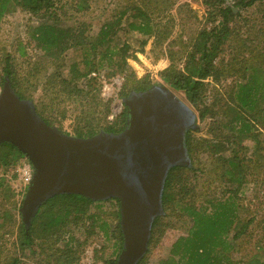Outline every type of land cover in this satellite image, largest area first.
Masks as SVG:
<instances>
[{
    "label": "trees",
    "instance_id": "obj_1",
    "mask_svg": "<svg viewBox=\"0 0 264 264\" xmlns=\"http://www.w3.org/2000/svg\"><path fill=\"white\" fill-rule=\"evenodd\" d=\"M208 1L215 4L216 12L212 15L219 18L217 21L219 28L215 26L210 31L203 30L201 33L200 36H204L205 41L200 57L197 60L194 54L189 55L191 60L196 59L194 60L196 68H190V64L186 66L184 73H178V75L171 69L166 70L162 73V81L173 90L182 92L188 103L197 111L199 119L202 120L208 112L211 113L203 106V80L210 73V68H215L211 61L219 54L218 50L214 47L207 48V45L214 40L217 47L223 49L228 40H234L236 43L232 50L233 55H229V62L237 63L240 68L228 69L227 74L236 76L242 82L238 85L236 82L231 85L229 99L232 104L225 106L223 114L227 119L224 123L230 126V130H235L236 134L231 135L230 140H225L226 145L219 142L208 144L206 141L195 145L191 136L188 132L186 133L185 143L193 168L173 166L167 172L161 194L164 214L153 220L149 247L160 241L164 228L172 227L167 217L177 215L188 219L186 223H182L188 225V228L184 236L177 237L172 242L167 258L159 260L157 264H264V212L255 214L257 209L256 211L250 210L248 208L250 201L242 197L243 187L249 184L248 181L250 183L256 181L259 185L264 182V140L260 139L258 133H253L258 130L257 124L260 126L264 123V41L258 47L250 48L246 43L240 42L243 40L234 38L235 31L228 26L230 22L242 17L243 10L256 5L262 7L264 17V0H213V2L206 0L207 5H210ZM228 1H231L232 5L227 4ZM60 3V0H0V18L15 8L42 17L43 23L36 26L33 31L34 40L37 42V47L46 45L45 49L48 50L46 59L54 64L55 69L57 68L56 95L68 96L64 100L59 99L55 102L57 106H60V103L65 105L63 109H66L67 104L76 108L77 103L81 109L79 114L74 115L75 124L81 121L82 123L70 127L67 132L62 130V121L50 115L51 111L48 112L47 109L51 107V103L45 102V99L51 91L50 81L47 79H52V77L45 75L43 70V82H38L34 73H28L25 78H21L16 72L14 57L5 54L1 81L3 82L5 78L9 81L10 87L19 100L31 98L35 92L39 93L40 90V94L43 93V100L40 101L39 98L35 100V113L47 126L55 125L62 132L78 138L94 136L97 128L101 126L108 133H118L126 124V108L116 117L115 122L107 123L103 127L102 115L98 111L101 102H95L97 97L94 96V102L88 101L84 109V101L89 93L83 94L82 87L85 85L89 90L95 89L94 85L99 79V71L101 72L98 68L105 64L106 68H114L118 72L124 69L125 55L130 46L122 44L117 47L114 38L119 31L124 29L120 23L126 10L120 12L118 18L113 17L115 19L112 18L100 26L96 34L97 43L93 45L81 36L83 31H78L80 30L78 28L75 31L73 26L61 23L63 20H59L57 11L61 12L64 6ZM75 9L82 10L78 7ZM135 11L136 14L131 18L141 19V21L132 22L128 26L143 32L144 28L141 23L147 24L148 21H144L146 15L137 8ZM75 32L78 35L76 48L81 51V59L67 62L63 57L65 52L71 50L68 42L76 38ZM262 35L264 37V31ZM196 48L195 54L198 52ZM23 51L19 49L18 54L25 55ZM96 56L98 62H95ZM130 57L135 58L132 54ZM35 73L37 75L39 72L35 70ZM91 73H97V75L92 77ZM111 75L109 73V76ZM124 77L126 79L121 87L123 96H127L130 92L138 93L150 88L149 85L135 81L132 75L128 77L125 74ZM30 79L37 81L38 84L32 86V82H28ZM64 117V114H60L61 119ZM217 117H215L216 120ZM92 122L96 124L92 125ZM246 141L249 144H246ZM248 151H250V158L245 156ZM241 152L244 153L243 157H238V153L241 154ZM197 153L205 157L210 153L214 154L215 160H213V166L211 165L213 168L208 169L205 162H200ZM21 156L22 154L12 145L7 143L0 145V196L2 199L0 207L12 206L16 203L6 198L4 189L7 182L6 177L11 173L9 170H14ZM244 168L246 170L251 168L249 170L250 180L244 175ZM210 174L211 180H209ZM258 174H261V177H257ZM258 179H260L259 182ZM112 200L115 202V212L111 232L115 234L116 245L120 249L123 240L119 226V202L115 198ZM175 205L179 206V212L182 215L173 211ZM96 207L91 200L79 194H58L47 199L38 208L39 212L35 216L32 227L27 232H24L22 228L19 229V248L22 250L37 248L39 254L46 258L44 264H71V254L76 253V250L69 246L73 238L68 237L61 248L56 247V244L68 234L67 227L70 223H82L85 219L94 222L101 214L90 213V210ZM5 211L0 215L3 220L7 216ZM261 222L263 227L255 239L253 228L258 227ZM106 226L108 225L102 222L101 227ZM249 239H253V250L239 255L238 250L243 248L244 251V246L248 242L246 240ZM242 240L246 242L241 243ZM73 243H76V240ZM17 261V259H10L4 264H17ZM145 262L146 257L141 258L136 264H145ZM103 264H116V260L106 259Z\"/></svg>",
    "mask_w": 264,
    "mask_h": 264
},
{
    "label": "rangeland",
    "instance_id": "obj_2",
    "mask_svg": "<svg viewBox=\"0 0 264 264\" xmlns=\"http://www.w3.org/2000/svg\"><path fill=\"white\" fill-rule=\"evenodd\" d=\"M60 1V5L64 6L61 12L57 11L59 20H63L61 23L63 22L64 24L73 26L74 30L78 28L80 29L78 31H83L81 36L86 39V42H91L93 45L97 43L98 38L96 37V34L100 26L104 22L111 20L113 17L118 18L119 13L126 10L120 23V26H123L124 29L119 31L114 38V43L117 44V47L122 46V44H128L130 46L125 55L124 69H122L121 72H118L115 71L114 68H106L107 65L105 64L103 67L98 68L101 72L99 71V79L94 85L95 89L89 90L85 85L82 87V89H84L83 94L87 95V93H89V96L86 97L84 101V109L88 101H91L92 103L94 101L101 102L98 111H100L102 115L103 127L107 123L112 124L115 122L116 117L124 110V108H126L124 100H126L131 93H136L130 92L127 96H123L121 87L126 79L124 77L126 74L128 77L132 75L135 81L140 84L149 85L150 88L158 85L167 87L194 112L195 118L191 122L190 127L184 132V147L188 164L179 167L193 168L185 143V135L187 132L191 136L195 145H197V143L199 144L201 141H206L208 144L219 142L226 145L225 140H230V136L236 134L235 130H230V126L224 123L227 119L224 118L223 114L225 106L232 104L229 99V89L231 85H234L235 82L236 85L242 82L238 80L236 76L227 74L228 69L240 68L237 63L229 62V55H233L232 50L236 43H234V40H228L223 49L222 47L218 48L214 40L210 41L207 45V48L214 47L215 50L219 51V54L211 61V64L215 68H210V73H208V76L203 80V106L210 110L211 113L208 112L202 120L199 119L197 111L188 103L182 92L173 90L162 81V73L166 70L171 69L178 75V73H184L186 66L190 64V68H196V62L194 64V60L196 59L191 60L189 55L194 54L195 57H197V60L200 57L201 48L205 41V37L200 36L201 33L203 30L208 32L215 26H217V29L219 28L217 25L219 18L212 15L216 12L215 4L208 1L210 5H207L205 2L206 0ZM211 2H213V0H211ZM227 4L232 5V2L228 1ZM75 7L82 8V10L77 11ZM135 8L139 9L144 15H146L144 21H148L147 24H145V22L141 23V26L144 28L143 32L139 29H132L128 26L132 22L137 23L141 21V19L131 18V16L136 14ZM241 16V18L228 24L229 28L235 31L233 37L238 40H243L240 42L246 43L250 48L255 46L258 47L264 41L262 35V32L264 31L262 7L256 5L252 8L243 10ZM41 19V16H34L26 11L20 10L19 8L13 9L9 13L2 15L0 18V92L3 89L5 82H7L9 88L14 94L9 81L6 78L3 82L1 81V69L5 54L14 57L13 63L16 66V72L21 78H25L28 73H34V75L37 76L38 82H43V73L45 75H50L52 79L48 78L47 81H50L49 84L51 91H49V96L45 99V102L51 103V107L49 106L47 110L48 112L51 111L50 115L53 118H59L60 121H62V130L69 132L70 127L72 128L74 125H80L82 123L81 121L75 124L76 121L74 118V115L79 114L81 108L76 103V108H74L73 105L67 104L66 109H63L65 105L60 103V106H57V103L55 102V100L59 99L64 100L68 96H64L63 94H61V96L56 95L55 90L58 88L57 81H55L56 75L58 78L57 68L55 69L54 64L46 59V51H48L45 49L46 45L44 44L41 45V47H37V42L34 40L33 31L36 26L43 23ZM77 41L78 35L76 33V38L68 42L71 50L65 52L63 57L67 62L72 60L79 61L81 59V51H79V48H76ZM195 48L196 50L198 49L197 54H195ZM19 49H23L25 55L20 56L18 54ZM130 54L134 55L135 58L130 57ZM95 62H98L97 56ZM35 70L39 72L37 75ZM217 71L218 73H215ZM109 73L112 75L109 76ZM95 75H97V73H91L90 76L94 77ZM28 82H32V86L38 84L37 81H32L31 79L28 80ZM30 83H28V85L31 86ZM39 94L40 90L39 93L35 92L33 97L26 99V101L32 104L34 110L35 100L38 98L40 101L43 100V93L41 92V94ZM94 96L97 97L96 100H94ZM60 114H64L65 117L61 119ZM212 114L218 116L217 120L215 118L216 116H212ZM95 124L96 122H92V125ZM263 125L264 123L260 126L257 124L258 130L256 132L253 131V133H258L262 140H264ZM50 127L57 129L67 137L88 140L100 134L120 135L124 132L126 124L123 130L118 133H108L103 130L101 126V128H97V133L89 138H78L69 135L59 130L55 125ZM247 142L248 141H246V144H249ZM249 142L251 143V141ZM211 154L212 153H210L209 156L206 155V157L204 155L199 156L198 154V160L200 162H205L208 169L213 168L212 163H214L213 160H215V155ZM249 154L250 151H248L245 156L250 158L251 155L249 156ZM243 155L244 153L241 152V154L238 153L237 156L243 157ZM200 167L202 166L200 165ZM249 170H251V168L247 170L244 168L243 171L248 180L251 178ZM9 173L10 174L6 177L7 182L4 189L5 196L7 199L14 200L16 203L12 206L7 205L0 207V215L5 210V213L7 212V216L4 220L0 218V264H4L10 259H17V264H44L46 258L39 254L37 248L33 250L32 248L22 250L19 248L18 242L20 236L19 229L22 228L24 232H27L24 228L21 209L29 192V187L32 186L31 182L34 175L32 163L28 157L22 154L14 170H9ZM257 177H261V174H258ZM204 178L206 177L204 176ZM211 179L212 177L210 174L209 180ZM259 181L260 179H258V182ZM248 183L249 184H246L243 187L242 197L245 198V200L250 201L248 207L250 210L256 211L257 209L258 212L256 211L255 214H263L264 182L262 185H259L256 181L252 183L248 181ZM253 183L256 184L254 185ZM112 199L113 198L93 200V205L97 207L92 208L90 213H101L100 216L95 219L94 222L85 219L82 223H70L67 227L68 234L57 242L56 247L61 248L67 241L68 237L73 238L71 241L72 243L70 242L69 246L72 249H75L76 253L74 252V254H71V264H103V261L106 259L117 260L120 256L123 243L121 244V248L118 249L114 237L115 234L111 232V227L114 224L113 216L115 212V202ZM0 201L2 202L1 196ZM173 211L182 215V213L179 212L178 205H175ZM38 212L39 209L32 218L29 228L32 227L33 221ZM163 214L164 212L162 208V215L160 216L162 217ZM6 218L8 219L5 220ZM167 219L172 223V227L164 228L160 241L152 247H149L151 233L149 234L150 238H148L146 251L142 256V258L146 257L145 264H157L159 260L167 258L172 242H174L177 237L185 235V230L188 228V225H183L182 223L188 221L186 217L170 215ZM257 219L259 220V218ZM102 222L106 223L108 226L101 227ZM262 227L263 223L261 222L258 227L253 228V232L255 233L253 234V237L255 239L260 234ZM75 240L76 243H73ZM246 241L248 242L244 246L245 250L243 251V248H241V250L239 249V255H244L248 251L253 250V239ZM246 241L242 240L241 243H245Z\"/></svg>",
    "mask_w": 264,
    "mask_h": 264
},
{
    "label": "water",
    "instance_id": "obj_3",
    "mask_svg": "<svg viewBox=\"0 0 264 264\" xmlns=\"http://www.w3.org/2000/svg\"><path fill=\"white\" fill-rule=\"evenodd\" d=\"M235 11V9H233ZM126 128L120 135L82 140L47 126L5 82L0 92V145L7 143L32 163V186L21 209L24 228L47 199L79 194L119 202L122 252L116 264H136L146 251L151 225L162 215L168 170L187 165L184 132L195 114L167 87L153 86L124 100Z\"/></svg>",
    "mask_w": 264,
    "mask_h": 264
},
{
    "label": "built area",
    "instance_id": "obj_4",
    "mask_svg": "<svg viewBox=\"0 0 264 264\" xmlns=\"http://www.w3.org/2000/svg\"><path fill=\"white\" fill-rule=\"evenodd\" d=\"M28 179V178H27Z\"/></svg>",
    "mask_w": 264,
    "mask_h": 264
}]
</instances>
